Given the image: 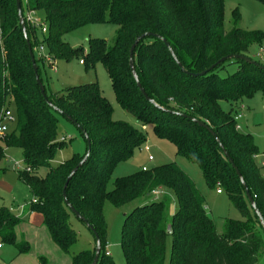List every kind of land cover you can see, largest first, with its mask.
I'll use <instances>...</instances> for the list:
<instances>
[{"label": "trees", "instance_id": "obj_1", "mask_svg": "<svg viewBox=\"0 0 264 264\" xmlns=\"http://www.w3.org/2000/svg\"><path fill=\"white\" fill-rule=\"evenodd\" d=\"M258 1L264 4V0ZM20 6L41 82L40 64L44 63L34 52L38 45H44L53 61L73 54L81 56L82 64L100 62L118 105L140 126L113 120L110 103L95 83L69 87L62 93H48L43 83L48 100L76 121L85 142L82 154L74 153L60 161L57 155L65 140H60L55 111L36 84L15 1L0 0V107L12 101L16 121L4 140L22 150L24 168L17 170L16 176L29 189L27 209L42 215L51 241L69 256L70 264H90L95 247L94 241L92 249L73 252L77 234L69 218L74 215L61 196L67 175L86 152L81 130L90 140V154L70 179L66 196L99 236L97 264H114L110 254H105V202L116 208L131 204L122 225L121 248L126 264H163L167 238L171 244L169 264H264V233L233 168L214 137L190 120L203 121L215 132L264 219V175L254 160L257 148L250 133L235 129L234 119L243 97L256 90L264 92V69L230 58L202 76L190 74L228 54L252 59L250 46L261 43L262 33L238 27L240 14L236 8L231 11L233 25L225 30L224 0H20ZM28 11L42 13L46 24V32L40 31L42 37L36 33L39 27L25 20ZM102 22L117 27L110 42L90 39L85 50L72 49L62 40L63 34L84 24ZM143 32L165 38L181 64L154 36L144 37L134 49L139 82L161 108L140 93L128 66L129 47ZM229 64L235 70L222 74ZM223 102L229 110L222 108ZM148 124L158 138L174 145L177 155L199 166L210 188L219 185L239 213V219L224 220L221 234L215 230L203 197L174 163L116 177L107 188L114 167L145 146L143 129ZM2 156L0 149V159ZM40 167L45 168L43 176L37 174ZM155 191L159 194L154 195ZM169 194L176 204L172 214ZM20 222L10 209L0 207L1 240L25 253L28 243L15 234Z\"/></svg>", "mask_w": 264, "mask_h": 264}, {"label": "rangeland", "instance_id": "obj_2", "mask_svg": "<svg viewBox=\"0 0 264 264\" xmlns=\"http://www.w3.org/2000/svg\"><path fill=\"white\" fill-rule=\"evenodd\" d=\"M234 8L240 14L238 27L246 30H259L262 33L261 43L250 46L249 56L254 61L264 64V4L258 0H224L223 26L225 30L230 29L233 25L231 11ZM34 16L43 18L41 12H36ZM116 28L115 25L109 22L84 24L63 34L62 40L72 49L82 47L87 50L88 40L90 39H102L110 42ZM36 33L38 37H42L39 29H37ZM257 52L262 54V56H257ZM79 57L81 56L73 54L56 57L54 68L46 64H40V74L47 92L62 93L69 87L95 83L99 92L110 103L113 120L125 121L140 127L135 119L118 105L109 77L102 64L100 62L91 64L87 61L85 64H80ZM224 69L221 72L222 74L231 73L235 70V66L229 64ZM241 105L237 109L240 117L237 118L236 122L239 124L241 132H248L252 135L253 142L257 148L254 160L259 166L261 174L264 175V166L260 164L261 161H264V92L256 90L250 96L243 97ZM5 106L14 112V103L12 101H7ZM221 106L224 110H229L227 103L223 102ZM55 117L57 118L59 137L65 138V143L60 146L57 158L62 161L68 159L74 153L82 154L85 150V142L79 130L63 115L55 112ZM15 123L16 121L14 120L8 124V133L14 130ZM143 131L146 136L145 146L137 150L132 158L120 162L114 167L107 185L108 189L112 187V181L116 177L126 176L143 168H150L164 163H174L191 179L195 188L203 197L205 209L212 219L217 233L221 234L223 232L226 218H240L239 213L233 207L227 195L223 191L217 193L216 189L210 188L206 184L197 164L177 155L174 145L165 139L158 138L154 134L151 125H146ZM4 138V136H0V149H2L3 153L0 159V207H12L17 212L19 204L30 199V192L23 183L17 180L16 176V171L24 168L22 150L18 147L7 145ZM37 174L43 176L45 168H38ZM158 194V191L154 192V195ZM169 196L172 199L170 206V214H172L174 211L172 208L176 204L173 195L169 194ZM129 208H131V204L127 207L116 208L108 202H105L103 207L106 226L105 248L110 253V258L114 264H126L121 248V239L124 213L128 212ZM69 223L77 234V242L72 248L73 252L92 249L94 238L89 228L75 216H70ZM31 236L30 252L26 255L29 260L26 264L42 263L40 259L34 258L39 254L46 259V263L43 264H70V258L60 252L53 254L49 250V254H43L41 251L44 250V245L40 241L39 234H32ZM5 246L7 247L8 244ZM170 251V238H167L163 264L170 263ZM32 257L35 262H33Z\"/></svg>", "mask_w": 264, "mask_h": 264}, {"label": "water", "instance_id": "obj_3", "mask_svg": "<svg viewBox=\"0 0 264 264\" xmlns=\"http://www.w3.org/2000/svg\"><path fill=\"white\" fill-rule=\"evenodd\" d=\"M14 1H15V8H16V13H17L19 25H20V28H21V32H22V35L24 37V40H25V43H26V47H27V50H28V54H29V57H30V60H31V63H32L33 71H34V74H35V81H36V84L38 86V89H39V92H40L42 98L44 99V101L55 112L63 115L66 119H68L71 123H73L76 127H78L80 129V126L76 123L75 120H73L71 118V116L67 115L65 112H63L62 110L57 108L55 105H53L48 100V98H47V96L45 94L44 85H43V83L41 82V80L39 78L38 71H37V65H36L35 60H34V54L32 52V49H31V46H30V43H29V39L27 37L25 21H24V18L22 16V11H21V6H20V0H14ZM147 36H154V37L160 39L164 43V45L168 48L172 58L176 62H177V58H176L173 50L169 46V43L167 42V40L165 38L161 37L160 35L152 33V32H143V33L139 34L138 36H136L135 39L133 40V42L131 43V45L129 47V50H128V66H129L131 75H132V77H133V79L135 81L136 86L138 87L140 93L144 96V98L146 100H148L150 103L154 104L155 106L161 108L157 103H155V101H153L152 99L149 98V96L146 94V92L142 88V86H141V84L139 82L138 76L136 74L135 67H134V62H133V53H134V49H135L137 43L141 39H143L144 37H147ZM230 58H238V59L244 60L246 62H249L251 64L258 65L259 67L264 69V66L259 65L256 61H254L253 59H250L249 57H247L245 55L228 54V55H225V56L219 58L217 61H215L213 64H211L206 69H204V70H202L200 72H197V73H190V74L193 75V76H202L206 72H208L211 69H213L219 63L224 62L225 60L230 59ZM177 63L181 67V64L179 62H177ZM190 120H192L193 122H195L199 126L205 128L214 137V139L218 143L219 147L222 149V152H223L224 156L227 158L228 162L230 163L231 167L233 168V170H234V172H235V174H236V176H237V178H238V180H239V182H240V184H241V186L243 188L244 194H245V196H246V198L248 200V203H249L253 213L258 218L259 224L261 225L262 231L264 233V219H263L259 209L257 208L256 203H255L253 197L251 196V194L249 192V189H248V187H247V185L245 183V180H244L241 172L239 171L238 167L235 165L233 159L230 157L229 153L225 150V148L221 144L220 140L216 136L215 132L207 124H205L203 121H200V120H198L196 118H193V117H190ZM81 131H82V133L84 135V138H85V141H86V152H85L83 158L71 169V171L67 175V177H66V179H65V181H64V183L62 185L61 196H62L63 202L66 204V206L72 212V214L77 219H79L81 222H83L89 228V230L92 232V234L94 236V239H95L94 240L95 241V247H94V254H93V257H92V260H91L90 264H97L98 259H99V255H100V249H101L99 236H98L97 232L95 231V229L93 228V226L83 216H81L78 213V211H76L73 208V206L70 204V202L68 201L67 196H66V188H67V185H68L70 179L76 173V171L82 166V164L85 162V160L87 159V157L90 154V148H91L90 140H89L87 134L85 133V131L84 130H81ZM167 233L168 234L170 233V227L169 226L167 227Z\"/></svg>", "mask_w": 264, "mask_h": 264}, {"label": "crops", "instance_id": "obj_4", "mask_svg": "<svg viewBox=\"0 0 264 264\" xmlns=\"http://www.w3.org/2000/svg\"><path fill=\"white\" fill-rule=\"evenodd\" d=\"M241 107H242V105H241ZM17 180H18V178H17ZM27 202H28V200L25 202H21L19 204V206L17 207V210H18L17 212H15L12 209V207H9L8 209H10V211L13 214H15L16 216H18L21 219V222L15 227V234H16L18 240L24 239L28 243L29 249L25 253H19L17 251V248L13 244L4 243L2 248L0 249V264H26V262L29 260L26 255L30 252V241L32 238V236H31L32 234H37V235L39 234L40 241H42V243L44 245V247H43L44 250L41 251V252H43V254H49L50 253L49 250L53 254L57 253V252L64 254L51 241L50 236L48 234V231L43 224L42 215L37 211L27 209V207H28ZM1 207H3V206H1ZM174 208L175 207H173L172 209H174ZM43 226H44V228H43ZM6 244H8L7 247L5 246ZM38 253H40V252H38ZM64 255H67V254H64ZM34 258L37 260L40 259L42 261V263L37 262V264L46 263V259L41 254H39L37 257H34ZM35 259H33V257H32L33 262H35Z\"/></svg>", "mask_w": 264, "mask_h": 264}, {"label": "built area", "instance_id": "obj_5", "mask_svg": "<svg viewBox=\"0 0 264 264\" xmlns=\"http://www.w3.org/2000/svg\"><path fill=\"white\" fill-rule=\"evenodd\" d=\"M35 12L33 11H28L26 13V18L25 20L28 21L29 23H32L36 26L39 27L40 31L42 33L46 32V24L42 21L41 18L35 17ZM34 52L36 53V55L40 58L43 59V63L50 65L51 68H54V61L51 59L50 55L47 54L45 52V48L44 45H38L34 48ZM257 56H262V54H260L259 52L256 53ZM79 63L82 64V60H79ZM240 115L238 113H236L234 115V119L235 121L237 120V118H239ZM15 120V116L13 114V112L6 106H1L0 107V136H5L6 132L8 131V124L12 121ZM235 129L239 130V124H237V122L235 123ZM60 140H65L64 137H60ZM260 164L262 166H264V161H261ZM145 169V168H143ZM216 192L220 193L221 192V188L219 185H217L216 187ZM3 241L0 238V249L3 246ZM106 255L109 254L108 251L105 252Z\"/></svg>", "mask_w": 264, "mask_h": 264}]
</instances>
